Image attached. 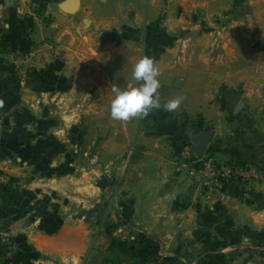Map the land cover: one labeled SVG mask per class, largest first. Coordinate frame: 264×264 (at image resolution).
Segmentation results:
<instances>
[{
  "label": "crops",
  "instance_id": "crops-1",
  "mask_svg": "<svg viewBox=\"0 0 264 264\" xmlns=\"http://www.w3.org/2000/svg\"><path fill=\"white\" fill-rule=\"evenodd\" d=\"M149 33L164 39L158 51ZM146 52H157L161 105L182 96L180 108L114 124L97 137V157L74 158L86 132L77 117L91 100L111 117V87L136 83ZM46 82L70 86L64 96L80 104L70 114L46 106L63 98ZM262 86L264 0H50L38 11L0 0V171L5 160L13 181L0 189V264H153L139 257L146 248L159 250L158 264H264ZM154 116L165 121L157 133ZM119 132L127 157L123 148L110 159ZM206 135L204 156L253 171L230 178L223 201L179 170L177 145Z\"/></svg>",
  "mask_w": 264,
  "mask_h": 264
},
{
  "label": "rangeland",
  "instance_id": "rangeland-1",
  "mask_svg": "<svg viewBox=\"0 0 264 264\" xmlns=\"http://www.w3.org/2000/svg\"><path fill=\"white\" fill-rule=\"evenodd\" d=\"M24 28L26 29V34H27V29L29 28V25L26 23V27H24ZM146 40H147L146 44L148 46V50H154V51L157 50L158 51L159 49H161L163 47V44H164L163 43L164 39H162V38L161 39H154V38L150 37V34H148V37H146ZM64 42L65 41H62L61 43L64 44ZM22 45L24 46L23 50L25 49V51L22 52V50H21L19 52V54L21 56H28L30 53H33V47H36V46H30L27 43H22ZM57 54H60V52H57ZM33 55H34V53H33ZM146 55L150 56L151 53L149 54L146 52ZM156 55H157V52H156V54L153 53V55H152V58L154 61L157 60ZM42 56L43 57L41 59H39L40 61H38V63H37L40 65V68L46 60H50L49 52L48 53L47 52L42 53ZM30 69H32L31 66H30ZM60 72L62 73L61 76L65 77L66 72L68 73V70H66V71L60 70ZM51 82L53 83V81H51ZM43 86H46V88L54 86L55 87L54 91L61 93L63 95L62 96L63 98L61 101H54V100L53 101H47L46 106H50L51 109H53V110L55 109L56 111L62 112V114H70L69 111L72 110V107H76L77 104H80L79 101H72V100H69L68 96H64L65 92H67L68 87H70V86H65V83H57V84L49 85V83L46 82V84H44ZM95 92L96 91L92 92V95H94V97H95ZM47 100H49V98H47ZM85 104H87V103H85ZM89 105H91V108L89 109L90 111H89V113H87V116L84 117V119H82V122H80V121H81V118H83L84 114H83V116L80 115L79 117H77V119H78L77 124H80L81 126H83V128L86 129V132L83 134V141L79 145H75V147L73 149V157L76 159H79V157L81 158V156H83V153H86L87 157L90 159H94V157H97L99 154H98L96 139L100 134L104 135L105 139L112 137V132H113L112 125L118 124V125H120V128H124V129L127 128L124 126V123L122 121L116 122V120L112 119L111 117L100 118L99 116H97V110H98L99 105L100 106L102 105V101L98 102L96 100H93V101L91 100L89 102ZM154 118L155 119L152 120V123H150L148 129H151L153 132L157 133L158 131L160 132L163 129V127H165V121L160 116H158V117L154 116ZM149 119H152V117H149ZM99 120L101 122H98ZM103 122H104V124H103ZM100 124L102 125V128L105 130H104V132L98 133L97 132V126ZM107 124H109V125H107ZM128 135H129V133H128ZM116 139H119L118 142H116L118 144L117 148L114 149V147H112V146H110L108 148L105 147L106 154H104V155L109 156V158L113 156L114 151L117 153L118 151H121L123 148H124V150H123L124 154L126 155L128 153L129 146H128V137L126 136V133H120L119 132L116 135ZM101 155L102 154H100V156ZM201 156H203V155H201ZM126 157H127V155H126ZM93 161L95 162V160H93ZM217 163H219V162H217ZM124 166L125 165H123V168H124ZM109 185H110V187L112 186L111 183H109ZM115 248L119 252H124L121 250L120 246H116ZM128 249L129 248H127L125 251H127ZM147 251L150 252V254H151V257L153 259V261H152L153 264H158L159 263L158 259L161 258L158 254L159 250L156 249L155 251L151 252L152 251L151 249L146 248V251H143V252L139 251L138 254H143V253L147 254ZM150 254H147V255H150ZM139 257H140V255H139ZM140 258H142V260H145L144 257H140ZM111 262H112V264H120L119 260H112ZM134 262H135V264H138V263H143L144 261H134Z\"/></svg>",
  "mask_w": 264,
  "mask_h": 264
},
{
  "label": "clouds",
  "instance_id": "clouds-1",
  "mask_svg": "<svg viewBox=\"0 0 264 264\" xmlns=\"http://www.w3.org/2000/svg\"><path fill=\"white\" fill-rule=\"evenodd\" d=\"M159 76L160 71L153 58L142 54L133 66L132 77L136 83L123 89L118 86L111 87V118L127 122L130 119L146 117L153 110L163 109L171 113L179 109L183 102L182 96L173 97L161 105L158 93L161 87Z\"/></svg>",
  "mask_w": 264,
  "mask_h": 264
},
{
  "label": "built area",
  "instance_id": "built-area-1",
  "mask_svg": "<svg viewBox=\"0 0 264 264\" xmlns=\"http://www.w3.org/2000/svg\"><path fill=\"white\" fill-rule=\"evenodd\" d=\"M48 1L50 0H44V3L46 4ZM261 99L264 118V86L261 88ZM1 163L4 168L0 171V185L11 184L10 177L4 171L7 162L4 160ZM179 170L199 182L207 193H217L221 201L226 197L225 188L230 178L247 179L253 176V171L251 170L217 163L208 156H198L189 144H185L180 150Z\"/></svg>",
  "mask_w": 264,
  "mask_h": 264
},
{
  "label": "trees",
  "instance_id": "trees-1",
  "mask_svg": "<svg viewBox=\"0 0 264 264\" xmlns=\"http://www.w3.org/2000/svg\"><path fill=\"white\" fill-rule=\"evenodd\" d=\"M44 5H45L44 0H31V9H32L33 11H38V10L42 9V8L44 7ZM25 20L27 21V24H28V25H30V26L32 25V22L29 20V18H28V19H25ZM26 21H22L23 24H24L23 27H26ZM24 29H25V28H24ZM149 34H150V37H152V38H154V39H161V34H153V35H151V33H149ZM9 44H10V43H9ZM10 46H11V49H12V48H13L14 50H15V49H19L20 51L22 50V52L25 51V49L23 50L24 46H23V47L15 46L14 43H11ZM184 144H187V143L184 142V141H181V142L179 143V145H177V148H176L177 151H179L180 148L182 147V145H184ZM12 183H13V181L11 180V184H8V185H0V189H2V190H6L9 186L12 185ZM111 246H112V247L120 246L121 250H122V251H125V250L128 248V243H127V242H122V241H119V240H116V239H112V244H111ZM153 251H155V250H153ZM153 251H151V252H153ZM148 253L150 254V252H148ZM150 255H151V254H150ZM148 256H149V255H147V254H145V253L140 254V257L147 258Z\"/></svg>",
  "mask_w": 264,
  "mask_h": 264
},
{
  "label": "water",
  "instance_id": "water-1",
  "mask_svg": "<svg viewBox=\"0 0 264 264\" xmlns=\"http://www.w3.org/2000/svg\"><path fill=\"white\" fill-rule=\"evenodd\" d=\"M70 3H73L75 2L76 3V0H69ZM63 8H66L67 4L65 2H63L62 4ZM70 11V10H69ZM209 140V136L206 135V136H203L200 141L198 142V145L197 146H193V150L195 151V153L198 155V156H201L203 155L204 153V149L206 147V144Z\"/></svg>",
  "mask_w": 264,
  "mask_h": 264
}]
</instances>
